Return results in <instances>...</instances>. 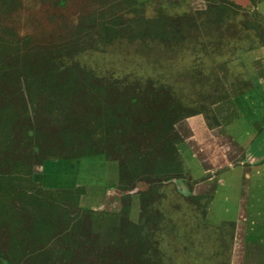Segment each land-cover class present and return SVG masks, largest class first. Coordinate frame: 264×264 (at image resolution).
I'll return each instance as SVG.
<instances>
[{
    "label": "rangeland",
    "instance_id": "rangeland-1",
    "mask_svg": "<svg viewBox=\"0 0 264 264\" xmlns=\"http://www.w3.org/2000/svg\"><path fill=\"white\" fill-rule=\"evenodd\" d=\"M59 1L13 0L10 6L8 2L5 5L1 1L6 14L0 19V34L10 38L17 35L16 38L20 39L19 48L13 50H20L23 54L12 52L20 63V69L25 59L26 63L29 62L26 52L44 62L58 59L63 53L64 60L76 61L79 67L104 78V82L126 79L141 87L164 85L170 91L171 102L177 100L179 106H183L182 114L185 116L169 129L177 148V158L168 170L176 168L180 171L169 175L162 171L159 174L162 178L180 172V178L172 176V181H165L159 188L162 195L149 204L153 215H158L157 211L161 213L151 236L146 239L147 252L144 254H151L152 259L141 261L130 252L127 253V263L264 264V193H261L257 183L261 171L264 172V161L260 164L242 161L248 153L254 157L259 154L255 151L262 145L259 140L261 136L263 140L264 136L263 131L256 136L259 132L254 127L258 124L253 125L256 120L248 126L244 124L252 116L247 101V97L253 94L250 92L251 84L255 90L256 87L264 88V44H260V38L253 31L249 36L238 37L239 33L224 27L196 32V37L188 36L182 43L169 46L160 42L150 49L140 48L136 42L126 38L112 44L81 40L80 44L73 45L75 50L69 48L67 52L64 47L71 39L74 26L81 22L84 14L92 13L93 8L98 6V0H64L61 6ZM237 2L243 5L239 3L242 8L236 21L246 17L243 12L252 10V7L264 15V0H255V4L248 0ZM135 7L138 14L152 16L158 7L176 14L203 9L205 2L136 0ZM120 9L114 11L118 13L122 11ZM200 19L203 22L202 16ZM208 32L211 33L209 37L206 35ZM216 35H223L219 46L206 42L205 39L216 38ZM251 43L253 46L248 48ZM8 56L14 58L11 54ZM12 85L13 82L0 80V88L6 90V95L13 96ZM77 98L72 103L81 108L84 102L80 100L79 104ZM12 99L16 100L15 97ZM260 99L259 96L253 98L256 109L264 108ZM72 112L77 117L75 110ZM48 147L51 148L47 149L46 159L50 161L70 156L82 159L77 178L69 176L71 174L67 171L45 183L49 187L83 186L77 201L82 210H76L70 200H60L58 203L68 208V222L43 226L41 232L35 234L24 230L28 228V222L25 224L22 220L30 216L17 212L22 201L5 198V205L16 210L12 213L8 208L5 222L0 224V256L7 257L11 264H32L29 257L37 259V264H119L118 257L123 251L115 252L107 263L101 255L114 240L110 237L112 233H109V238L104 236L103 228L109 225L104 215L111 213L110 210L115 207L121 210L125 202L128 204L125 214L130 220L137 221L140 199L136 191L146 189L148 181H135V192L128 199L122 197L119 201L120 192L113 188L118 182V162L115 165L102 158L103 146L97 145L87 151L79 142L58 140L56 145ZM60 165L62 170L70 169L68 160ZM50 166L46 161L40 163V160L34 164L32 172L36 182L40 183V178ZM85 176L94 180L87 181ZM153 195L156 196L155 193ZM87 207L90 210L83 209ZM224 208L226 211H223ZM251 212L253 218L250 217ZM71 225H74L73 231L70 230ZM64 231L70 234L67 240L61 237ZM77 231L82 234L83 240L79 238L82 243L72 247L71 236L74 237ZM13 241L16 244L14 247ZM124 244V250L140 256L137 254L140 252L137 243ZM61 249L65 252H60Z\"/></svg>",
    "mask_w": 264,
    "mask_h": 264
},
{
    "label": "trees",
    "instance_id": "trees-1",
    "mask_svg": "<svg viewBox=\"0 0 264 264\" xmlns=\"http://www.w3.org/2000/svg\"><path fill=\"white\" fill-rule=\"evenodd\" d=\"M1 1L0 19H3L6 13L1 7ZM3 1L5 5L7 2L9 6L13 4V0ZM203 1L205 7L196 11L170 14L158 7L156 14L145 16L137 13L136 0H98L96 3L99 7L93 8L92 13L84 14L80 18L81 22L74 26L71 39L64 49L74 48L73 45L80 44L81 40L112 44L123 38L136 42L140 48L150 49L160 42L168 46L179 44L188 36L196 37V32L219 30L224 27L230 29V32L239 33L238 37L249 36L250 31H253L260 38V44H264V15L256 9L253 10L252 7L250 11L245 10L243 15L246 17L236 21V16L242 8L241 2ZM248 1L255 4V0ZM64 2L60 0L58 5L61 6ZM116 8H121L122 11L116 13ZM124 10L126 13H122ZM201 16L204 18L203 22ZM209 34L211 33H206L208 37ZM16 36L10 38L6 34H0V80L13 82L10 88L11 92L14 91L13 96H10L4 94L6 90L0 88V224L5 222L8 208L12 213L16 210L5 205V198L22 201L17 212L21 211V214H27L31 218L22 220V223L28 222V228L23 229L35 234H39L43 226H57L68 220V208H63L58 203L60 200H70L76 210H82L77 201L83 186L49 187L45 183L50 180L45 179L43 184L35 181L32 169L39 160L40 163L53 162L46 159L49 153L47 149L51 148L49 145H56L58 140L79 142L87 151L100 145L104 147L103 154L100 153L105 161L115 165L118 162V182L113 188L120 192L119 201L122 197L128 199L136 188L135 181H148L146 189L136 191L140 199L137 221L130 220L125 214L128 209L125 202L122 203L121 210L115 207L110 210L111 213L104 215L107 224L109 223L103 228L104 236L109 238V233H112L110 237L114 240L110 244L111 247L102 252V258L107 263L112 260L111 255L123 251L118 257L119 264H128L127 253L130 252L141 261L152 259L151 254H144L147 252L146 239L151 236L161 213L157 211L158 215H153L149 204L162 195L159 188L165 181H172V176L180 178V172L178 177L174 174L161 178L159 174L162 171L168 175L173 171H180L176 168L168 170L171 162L177 158V148L169 129L185 116L182 114L183 106H179L180 102L177 100L171 102L170 91L164 85L141 87L138 83L128 82L126 79H108L104 82V78L79 67L76 61L64 60L63 53L58 59L44 62L36 55L32 56L26 52L29 62L26 63L25 59L20 69L18 59L12 53L19 51L20 55L23 54L20 50H13L18 49L21 42ZM215 37H212L214 40H205L219 46L223 35ZM251 46L252 43L248 48ZM9 54L16 60L8 58ZM13 97L21 99L14 101ZM75 97H78L79 104L82 100L84 106L77 108L76 103H72L76 100ZM72 110H75L77 117H74ZM65 111L68 114L65 115ZM259 129L262 131L260 125ZM77 157L55 160L58 163L49 169L54 170L62 161H74L73 158ZM60 167L61 172L68 171L62 170L61 165ZM47 171L44 176L55 177V174ZM153 176L158 178H151ZM83 209L90 210L89 207ZM71 226L70 230L73 231L74 225ZM61 237L67 240L70 234L64 231ZM79 238H82V234L78 231L74 237L71 236L72 247L82 243ZM130 242L139 245V257L135 255L136 252L124 250V243ZM12 245L16 246L14 241ZM60 252H65V249ZM28 260L32 264L38 263L35 258L29 257ZM11 263L7 257L0 256V264Z\"/></svg>",
    "mask_w": 264,
    "mask_h": 264
},
{
    "label": "crops",
    "instance_id": "crops-1",
    "mask_svg": "<svg viewBox=\"0 0 264 264\" xmlns=\"http://www.w3.org/2000/svg\"><path fill=\"white\" fill-rule=\"evenodd\" d=\"M247 101H248V103H249V111L251 112V115L252 116H250V118H249V121H247V123H245L244 121V119H243V121L242 120H239V121H242V122H244V124L246 125V126H248L249 125V123L251 122V123H255L256 121H260L259 123L260 124H258V125H255L254 127L257 129V128H259V125H261V126H263L264 125V109H263V107H259L258 109H256L255 107H254V105H253V98H252V96H250V98H248L247 97ZM238 102V101H237ZM262 103H264V102H262L261 101V104ZM243 118H244V116H243ZM253 120H256V121H253ZM253 121V122H252ZM204 128V127H203ZM248 128V127H247ZM255 128H254V131H255ZM248 129H250V128H248ZM252 133L254 132L253 130H250ZM256 132V131H255ZM246 134H247V132H246ZM251 139H252V137H251ZM251 139H250V142H251ZM206 144V143H205ZM249 154V153H248ZM250 156H251V154H249ZM252 157H254V156H252ZM264 158V156L263 157H260V159H263ZM73 161V160H72ZM263 162V160H256V161H251L249 164H254V163H258V164H260V163H262ZM51 164H48V165H51V166H53V164L55 165L56 163H58V161H53V162H50ZM79 163H80V160H77V159H74V161H73V163L71 162V161H69V166H70V169H68V172L71 174V175H69V176H72L73 178H77V176H79L78 175V167H79ZM47 165V164H46ZM50 166V167H51ZM256 171H258V169L256 170ZM63 172H67V171H63ZM68 173V174H69ZM253 173V172H252ZM61 175V171H58V173H57V175H55V177H57V176H60ZM105 175V174H104ZM55 177H52V180L55 178ZM62 178L64 179L65 178V176H62ZM85 178L87 179V181H93L94 180V178H90V177H88V176H85ZM75 180V179H74ZM76 181V180H75ZM50 183V182H49ZM257 183H259L258 185H259V189H260V191H261V193L263 194L264 193V172H263V170L261 171V175H260V177H259V180H258V182ZM51 184V183H50ZM237 199H238V197L236 198V204H237ZM214 203H216V202H214ZM217 204V203H216ZM223 211H226V208H224L223 209ZM232 215V214H231ZM252 216V218L254 217L253 216V212H251L250 213V217ZM263 223V222H262ZM264 224V223H263Z\"/></svg>",
    "mask_w": 264,
    "mask_h": 264
},
{
    "label": "flooded vegetation",
    "instance_id": "flooded-vegetation-1",
    "mask_svg": "<svg viewBox=\"0 0 264 264\" xmlns=\"http://www.w3.org/2000/svg\"><path fill=\"white\" fill-rule=\"evenodd\" d=\"M251 86L252 87H250L251 89H250V92L252 93L253 92V94H251V96H252V98H254V99H256L257 98V96H259V98H261L260 100L262 101V102H264V88L261 90L260 88H258V87H256V89L257 90H255L254 88L255 87H253V84H251ZM258 93V94H257ZM261 103V102H260ZM264 109V108H263ZM264 111V110H263ZM260 121H256L255 123H253V125L254 124H260L259 123ZM261 126V125H260ZM261 128H262V131H263V134H264V125L263 126H261ZM258 130H259V132H258V134L256 135V136H258L259 135V133H261L262 131H261V129H259L258 128ZM257 130V131H258ZM255 136V137H256ZM261 138V140H259V142L263 145V147H261L262 145H260L259 146V148H258V150L257 151H255V152H258L259 154L258 155H255V157H252V156H250L249 154H247L244 158H243V162H247V163H250L251 161H256V160H263L264 161V158L263 159H260V157H263L264 156V136H263V140H262V136L260 137ZM259 138V139H260ZM252 140L253 139H251V142H252ZM257 144H255V146H256ZM257 156V157H256ZM242 163V162H241ZM54 165V164H53ZM54 167V166H53ZM60 169H61V167H60V164H58V165H56V169H49V171H50V173H52V174H55V175H57V173H56V171H60ZM51 176H42L41 178H40V183H44V182H46L45 181V179H47V180H51ZM112 188V187H111ZM113 189V188H112ZM254 223H256L257 224V222L255 221ZM260 223V222H259ZM256 226V225H255Z\"/></svg>",
    "mask_w": 264,
    "mask_h": 264
}]
</instances>
